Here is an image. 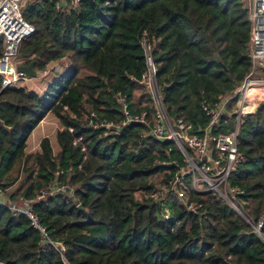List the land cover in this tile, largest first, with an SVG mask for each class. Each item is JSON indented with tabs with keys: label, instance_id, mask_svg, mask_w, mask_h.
Instances as JSON below:
<instances>
[{
	"label": "trees",
	"instance_id": "1",
	"mask_svg": "<svg viewBox=\"0 0 264 264\" xmlns=\"http://www.w3.org/2000/svg\"><path fill=\"white\" fill-rule=\"evenodd\" d=\"M23 16L35 29L19 51L24 66L34 61L42 71L66 58L69 67L43 94L2 89L0 78V185L12 202L32 203L53 243L65 248L66 262L53 247L41 250L40 235L25 216L1 206L0 259L5 264H264V240L249 235L252 228L218 195L190 194L197 213L170 200L168 219L162 203L150 207L151 201L133 196L138 189L162 186L172 175L175 167L161 161L180 160L172 142L146 135L153 119L150 99L138 83L146 68L142 40L151 47L159 83L169 86L163 93L168 114L202 127V100L214 105L251 69L250 22L242 1L91 0L69 13L56 12L49 2H29ZM121 96L131 112L149 114L148 124H131L118 138L92 130L91 113L122 118ZM50 113L62 127L56 133L59 151L54 154L43 138L40 150L28 154L29 136ZM238 147L245 161L230 184L244 194L235 204L257 222L264 219L263 101L243 118ZM54 182L73 194L35 202L38 190Z\"/></svg>",
	"mask_w": 264,
	"mask_h": 264
},
{
	"label": "built area",
	"instance_id": "2",
	"mask_svg": "<svg viewBox=\"0 0 264 264\" xmlns=\"http://www.w3.org/2000/svg\"><path fill=\"white\" fill-rule=\"evenodd\" d=\"M91 0H0V78L1 88H24L28 82L37 79L46 87L61 74L66 68L63 58L56 63L47 65L42 71H36L34 78L27 77L18 72V66H24L19 58L22 42L29 38L35 31L34 27L23 16V9L29 2H49L53 9L59 13H69L80 8L82 2ZM249 15L250 34L247 44V52L251 61V69L244 77L237 89L230 94L217 96L216 103L210 104L203 99L200 105L201 111L206 116V123L202 127L193 128L182 118L171 117L168 114L162 86L157 79V66L152 59L151 47L144 39L141 46L145 57V71L139 78L141 85L149 99L152 110L153 122L146 133L154 139L172 142L180 160L173 159L161 161V165H173L172 175L165 180L162 186L151 191L138 189L134 192V200L162 203L163 216L169 217L167 203L176 200L183 204L191 213H197L199 207L189 201V195L216 194L222 198L229 207L237 212L247 224L264 240L262 228L263 217L257 222L246 218L235 201L244 194L243 190L230 184L231 176L245 161L244 155L238 147V134L240 125L246 115V107L251 102H259L264 99V79L257 78L258 70H264V0H241ZM54 77L48 82L49 77ZM25 89V88H24ZM39 92L38 94H43ZM122 118L118 121L100 118L91 113L88 117V126L92 130L102 131L103 135H120L121 131L131 124L146 125L149 122V114L146 111L133 113L129 108L126 97L119 98ZM228 117H233L230 122ZM156 163V161H155ZM63 193L67 196L73 194V190L58 182H54L38 190L35 202H42L49 196ZM0 206L7 209L13 216H25L31 228L40 235L39 245L41 250L53 247L64 262L62 252L65 248H58L50 237L48 228L41 222L34 211L33 205L23 199L12 202L8 190L0 185ZM206 216V212H202ZM205 218V217H204ZM0 264H5L0 259Z\"/></svg>",
	"mask_w": 264,
	"mask_h": 264
},
{
	"label": "crops",
	"instance_id": "3",
	"mask_svg": "<svg viewBox=\"0 0 264 264\" xmlns=\"http://www.w3.org/2000/svg\"><path fill=\"white\" fill-rule=\"evenodd\" d=\"M57 62V61H56ZM52 62L51 64L56 63ZM64 66L67 68L69 67V61L63 62ZM66 70V69H65ZM37 71V70H36ZM54 77H49L48 82H50ZM42 84V87L40 85ZM26 87L29 89V91H33L35 93H39L40 91L43 92L46 88V85H44L43 82L38 83L35 82H28L26 84ZM62 129L59 121L56 119V117L53 114H48L46 117L37 125V127L33 130L31 135L29 136L27 142H26V152L28 154L34 153L40 150V142L43 138H48L51 144V148L54 154H56L59 151V146L56 139V133ZM55 130V134L53 136L52 131ZM53 136V137H52ZM51 137L54 138V143L51 140ZM56 149H55V148Z\"/></svg>",
	"mask_w": 264,
	"mask_h": 264
},
{
	"label": "water",
	"instance_id": "4",
	"mask_svg": "<svg viewBox=\"0 0 264 264\" xmlns=\"http://www.w3.org/2000/svg\"><path fill=\"white\" fill-rule=\"evenodd\" d=\"M38 4H40V3L38 2ZM214 58H215V60L218 61V57L216 55L214 56ZM34 66H35V62L34 61H31L27 66H18L17 67V71L25 74L27 77L34 78L36 76V70H35V67ZM168 87L169 86H163L162 87L163 93H165V91L167 90ZM115 137L118 138L119 135H115ZM155 204H156L155 202H151L150 207L154 206ZM77 207L79 209H81V206L80 205H77ZM248 234L260 238L258 236V234L255 231H253V230L251 232H249Z\"/></svg>",
	"mask_w": 264,
	"mask_h": 264
},
{
	"label": "rangeland",
	"instance_id": "5",
	"mask_svg": "<svg viewBox=\"0 0 264 264\" xmlns=\"http://www.w3.org/2000/svg\"><path fill=\"white\" fill-rule=\"evenodd\" d=\"M0 49H1V39H0ZM67 61H68V60H67ZM64 68H66V66H64ZM257 73H258V74H256L257 78H262V79H264V70H258ZM36 81H37L38 83H40V82H42L43 80L37 79ZM44 85H45V84H44ZM40 87H42V84L40 85ZM24 88H25L27 91H29V89H28L26 86H25ZM46 88H47V87H46ZM46 88H45V90H46ZM144 92H146L145 89H144ZM137 94H139V93H137ZM146 94H147V93H146ZM260 101H263V102H264V99H260ZM260 101H259V102H260ZM257 103H258V102H251L249 105H247V107H246V111L249 112V111L253 108V106L256 105ZM247 112H246V113H247ZM52 134H53V136H54V134H55V130L52 131ZM53 136H52V137H53ZM52 137H51V140H52V142L54 143L55 140H54V138H52ZM54 148H55V147H54ZM55 149H56V148H55Z\"/></svg>",
	"mask_w": 264,
	"mask_h": 264
}]
</instances>
